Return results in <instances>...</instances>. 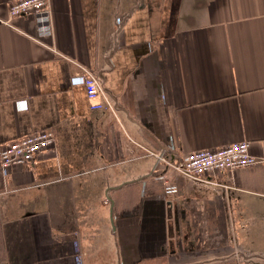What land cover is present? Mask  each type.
Returning <instances> with one entry per match:
<instances>
[{"label":"crops","instance_id":"crops-1","mask_svg":"<svg viewBox=\"0 0 264 264\" xmlns=\"http://www.w3.org/2000/svg\"><path fill=\"white\" fill-rule=\"evenodd\" d=\"M49 5L48 35L0 23V147L54 137L0 170V264H264V163L202 183L167 171L165 195L155 157L241 141L262 156L264 0ZM80 66L114 114L89 109Z\"/></svg>","mask_w":264,"mask_h":264},{"label":"built area","instance_id":"built-area-1","mask_svg":"<svg viewBox=\"0 0 264 264\" xmlns=\"http://www.w3.org/2000/svg\"><path fill=\"white\" fill-rule=\"evenodd\" d=\"M8 19L0 23L9 25L14 18L33 16L37 22L39 35L51 33V11L49 0H12L7 8ZM120 21L117 26L120 25ZM77 79L84 87L88 107L91 111H109L114 114L115 103L107 95L100 78L89 69L80 66ZM54 145V137L46 130L34 131L28 135L6 142L0 147V170L23 166L32 163L38 154L47 151ZM262 156L251 152V144L247 141L228 144L219 148L205 149L184 153L179 159H170L156 154L158 162L164 164L165 171L157 177L162 184L165 195L177 193L176 185L166 178L171 171L189 181L202 183L205 177L214 172H231L264 163V141L261 142Z\"/></svg>","mask_w":264,"mask_h":264}]
</instances>
